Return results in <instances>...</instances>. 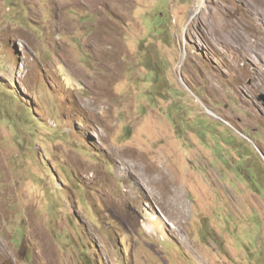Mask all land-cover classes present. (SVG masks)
Returning <instances> with one entry per match:
<instances>
[{
  "label": "rangeland",
  "instance_id": "rangeland-1",
  "mask_svg": "<svg viewBox=\"0 0 264 264\" xmlns=\"http://www.w3.org/2000/svg\"><path fill=\"white\" fill-rule=\"evenodd\" d=\"M261 92L264 0H0V264H264Z\"/></svg>",
  "mask_w": 264,
  "mask_h": 264
},
{
  "label": "bare ground",
  "instance_id": "bare-ground-1",
  "mask_svg": "<svg viewBox=\"0 0 264 264\" xmlns=\"http://www.w3.org/2000/svg\"><path fill=\"white\" fill-rule=\"evenodd\" d=\"M201 6H202V2L199 3V7H201ZM61 71L63 73L62 75L64 76L63 85L65 86V88H66L67 91L72 90L71 87H70V85H73L75 83L74 82L75 79L72 77L73 76L72 73L70 71L66 70V69H62ZM89 101L90 102L83 100L84 106L81 105L83 107V109H85L89 114H91L94 117H100V119H102V120H104L105 118H107V115L105 114L106 113L105 112V109H107V106H106V102L105 101H102L101 100V102H100L97 97L91 98ZM124 165L126 166V170L127 171H130L129 176L133 175V177L137 178L144 185H145V183L147 184V182H146V175H147V172L150 171L149 169H145L146 175L144 176L142 174V172L140 171V169H139V164L138 163L131 162V164H130L129 162H127ZM156 178H157L156 184L159 186V183H160V180L161 179H159L158 177H156ZM149 182H151V181H149ZM145 187H146V185H145ZM177 191H178L177 188H175V191L174 192H167V194L169 196L170 195H173L174 196L175 194L178 193ZM150 192H151V194H149V196H154V198H156L157 193L153 189H150ZM167 201H169V200H167ZM177 203L179 204L180 202H177ZM2 209H3V207H2V204H1L0 213L3 215V210ZM185 213H186V211H185ZM144 218L147 220V223L145 225H146L148 231H151L152 233L153 232L155 233L157 231H160V230L164 229V227H163V224H164L163 223V219L162 218L160 219V217L157 216L155 213L150 212V208L147 210L146 215H144ZM28 220H29V222L35 221L34 218H33V216L31 214L28 217ZM48 246H49V244H48ZM14 255H15V253H14V251L11 250V248H10V246L8 244L7 239L0 236V259H2L4 257L7 258L9 256H14ZM53 259H54V257H53ZM54 263H56V261L55 260H52L49 264H54Z\"/></svg>",
  "mask_w": 264,
  "mask_h": 264
},
{
  "label": "water",
  "instance_id": "water-1",
  "mask_svg": "<svg viewBox=\"0 0 264 264\" xmlns=\"http://www.w3.org/2000/svg\"><path fill=\"white\" fill-rule=\"evenodd\" d=\"M258 100L261 101L264 105V92H261L258 96Z\"/></svg>",
  "mask_w": 264,
  "mask_h": 264
}]
</instances>
